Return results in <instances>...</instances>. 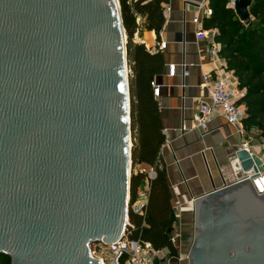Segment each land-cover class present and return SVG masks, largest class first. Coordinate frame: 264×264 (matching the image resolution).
<instances>
[{
  "label": "water",
  "instance_id": "water-1",
  "mask_svg": "<svg viewBox=\"0 0 264 264\" xmlns=\"http://www.w3.org/2000/svg\"><path fill=\"white\" fill-rule=\"evenodd\" d=\"M252 1L235 0L244 25ZM130 132L119 0H0V254L98 264L89 244L125 224ZM235 155L234 169L252 173L192 201L188 264H264V193L251 184L264 162ZM214 227L228 231L217 251ZM230 253L242 260H219Z\"/></svg>",
  "mask_w": 264,
  "mask_h": 264
},
{
  "label": "trees",
  "instance_id": "trees-1",
  "mask_svg": "<svg viewBox=\"0 0 264 264\" xmlns=\"http://www.w3.org/2000/svg\"><path fill=\"white\" fill-rule=\"evenodd\" d=\"M168 1L119 0V3L126 33L130 95V193L134 195L136 188L144 184L147 173L141 166L156 171L150 181L145 218L131 213L130 219L138 228L136 235L140 233L155 248H167L171 255H176V247L170 241L176 214L161 156L165 135L152 90L154 78L164 66V57L161 51H150L142 41L146 30H154L157 41L160 40L165 22L163 4ZM227 3L228 0H210L212 13L203 19L202 25L216 30L214 40L220 45L219 53L237 78L238 89L243 91L238 102L245 107L244 126H255L264 135V0L252 1L249 25H244ZM0 264H11L10 257L0 254Z\"/></svg>",
  "mask_w": 264,
  "mask_h": 264
},
{
  "label": "crops",
  "instance_id": "crops-1",
  "mask_svg": "<svg viewBox=\"0 0 264 264\" xmlns=\"http://www.w3.org/2000/svg\"><path fill=\"white\" fill-rule=\"evenodd\" d=\"M166 3L170 5L171 11L160 30V40L164 42L161 51L164 66L153 83L160 85L159 96L155 99L165 135L161 156L165 164L171 205L176 214L175 233L179 237L175 245L176 257L159 264H185V258L177 257L184 254L182 247L190 241L186 225L192 217V201L237 181L244 172L233 167L235 154L239 150L237 143L240 141L233 125L228 124L223 117L216 116L210 123L209 131L203 135L200 136L194 128L197 106L193 98L201 96L207 99V90L200 88L202 74L212 72L215 62L208 51L209 40L195 36L192 18L197 8L191 5L194 2L169 0ZM142 41L148 49L154 48L156 32L144 31ZM170 63L177 66L174 76L167 72ZM261 140L256 135L251 142V150L257 156Z\"/></svg>",
  "mask_w": 264,
  "mask_h": 264
},
{
  "label": "built area",
  "instance_id": "built-area-1",
  "mask_svg": "<svg viewBox=\"0 0 264 264\" xmlns=\"http://www.w3.org/2000/svg\"><path fill=\"white\" fill-rule=\"evenodd\" d=\"M210 0H201L197 4L191 3L197 8L196 15L193 16L192 22L195 27V36L198 39L209 40V53L212 61L215 62V67L212 72L202 74L201 89L207 90V99L196 96L193 98V103L197 106L196 116L194 117V128L199 131L200 136L209 131V126L212 119L216 116H221L225 121L236 128V132L240 138L237 143L239 149H245L250 155L251 142L257 135L262 138L258 146L260 153L258 157L264 162V135L255 126L247 128L243 124V119L246 117L245 107L238 100L243 96V91L238 89L237 78L232 71L227 68L226 60L220 55V45L214 40L216 30H206L202 26L204 18H208L212 11L209 6ZM235 0H228L227 6L234 8ZM170 5L163 4V13L165 19L170 15ZM201 11V12H200ZM164 42L159 40L154 48L149 49L152 52L162 51ZM177 66L174 63L167 65L168 75L174 76ZM152 90L154 97L159 96L160 85L153 83ZM146 171L144 184L138 186L134 195H127V214L124 228L120 236L111 243H104L102 240L94 241L89 244V255L98 261V264H155L166 261L171 257L167 248H155L151 242L140 237V233L136 235L138 229L131 221L130 214H135L145 218L146 208L148 205V197L150 191V181L156 176L154 168H141ZM131 172V168H130ZM252 172L244 173L238 180L248 177ZM237 180V181H238ZM251 184L257 194L264 193V171H259L258 174L251 179ZM145 222L142 223V226ZM173 232L170 236V241L176 245L179 234L175 233V223L173 224ZM140 232V231H139ZM178 259L187 258L186 254L179 255Z\"/></svg>",
  "mask_w": 264,
  "mask_h": 264
},
{
  "label": "flooded vegetation",
  "instance_id": "flooded-vegetation-1",
  "mask_svg": "<svg viewBox=\"0 0 264 264\" xmlns=\"http://www.w3.org/2000/svg\"><path fill=\"white\" fill-rule=\"evenodd\" d=\"M223 227L225 228L226 225H223ZM258 228H260V227L258 226ZM258 228H257V230H258ZM263 228H264V226H263ZM227 235H228V231H226V230L221 232V230L216 229L215 227H214V231L213 232L210 230V232L208 234V238L211 239V245L216 251H217V248L220 247L221 242H223V243L226 242L225 239H226ZM191 241H192V238H191ZM245 249H247V248H245ZM234 257H235L234 254L230 253L229 256H220L219 260H222V261H225V262H230V261H233L235 259L237 261H241L242 260L240 258H236V257L234 258ZM261 259H262V257L258 258V260H261Z\"/></svg>",
  "mask_w": 264,
  "mask_h": 264
},
{
  "label": "rangeland",
  "instance_id": "rangeland-1",
  "mask_svg": "<svg viewBox=\"0 0 264 264\" xmlns=\"http://www.w3.org/2000/svg\"><path fill=\"white\" fill-rule=\"evenodd\" d=\"M174 229V228H173ZM186 232H188V236L187 238L190 240L188 241V243H185L184 246L182 247V250L184 252V254H188L189 250H190V246H191V238H192V234L194 232V222H193V214L192 217L190 218L189 221H187V225H186ZM172 234V233H171ZM171 236V235H170ZM179 246V245H178ZM180 248V247H178ZM183 254V255H184ZM186 259V258H185ZM185 264H188V261L186 259Z\"/></svg>",
  "mask_w": 264,
  "mask_h": 264
},
{
  "label": "bare ground",
  "instance_id": "bare-ground-1",
  "mask_svg": "<svg viewBox=\"0 0 264 264\" xmlns=\"http://www.w3.org/2000/svg\"><path fill=\"white\" fill-rule=\"evenodd\" d=\"M130 131H131V130H130ZM130 133H131V132H130ZM129 144L131 145V140H130Z\"/></svg>",
  "mask_w": 264,
  "mask_h": 264
}]
</instances>
